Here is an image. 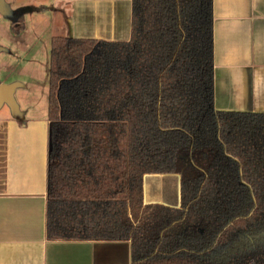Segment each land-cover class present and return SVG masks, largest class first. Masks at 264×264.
Here are the masks:
<instances>
[{
  "label": "trees",
  "instance_id": "16d2710c",
  "mask_svg": "<svg viewBox=\"0 0 264 264\" xmlns=\"http://www.w3.org/2000/svg\"><path fill=\"white\" fill-rule=\"evenodd\" d=\"M212 20V0H131L127 41L51 38L48 239L127 241L131 264H264V113L214 109ZM154 175H180L178 208L144 203Z\"/></svg>",
  "mask_w": 264,
  "mask_h": 264
},
{
  "label": "crops",
  "instance_id": "0c3cea01",
  "mask_svg": "<svg viewBox=\"0 0 264 264\" xmlns=\"http://www.w3.org/2000/svg\"><path fill=\"white\" fill-rule=\"evenodd\" d=\"M5 2L12 11L30 5L49 12L51 38L130 36L131 0ZM212 16L214 109L264 113V0H212ZM48 148L47 113L27 107L19 120L0 116V264H131L127 241L46 237ZM174 176L172 190L164 189L165 176L145 177L144 203L178 208L180 175Z\"/></svg>",
  "mask_w": 264,
  "mask_h": 264
},
{
  "label": "rangeland",
  "instance_id": "374dc122",
  "mask_svg": "<svg viewBox=\"0 0 264 264\" xmlns=\"http://www.w3.org/2000/svg\"><path fill=\"white\" fill-rule=\"evenodd\" d=\"M25 9V29L19 35L11 31V20L0 15V81L6 85L19 84L13 97L20 112L29 107L36 114L46 116L50 38L53 35L50 13L37 14L30 5ZM4 113L10 114L6 105L0 108V116ZM174 177H164L165 190L170 189L168 183L173 186Z\"/></svg>",
  "mask_w": 264,
  "mask_h": 264
},
{
  "label": "water",
  "instance_id": "95a60500",
  "mask_svg": "<svg viewBox=\"0 0 264 264\" xmlns=\"http://www.w3.org/2000/svg\"><path fill=\"white\" fill-rule=\"evenodd\" d=\"M26 11V9L12 11L4 0H0V15L10 19L11 21H14L18 16L23 15ZM0 51H2L1 47ZM17 87H19L18 83L8 85L0 84V108L3 105H6L10 111L11 117L15 120H19L21 118V112L19 111L13 97L14 91Z\"/></svg>",
  "mask_w": 264,
  "mask_h": 264
}]
</instances>
